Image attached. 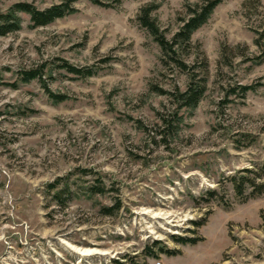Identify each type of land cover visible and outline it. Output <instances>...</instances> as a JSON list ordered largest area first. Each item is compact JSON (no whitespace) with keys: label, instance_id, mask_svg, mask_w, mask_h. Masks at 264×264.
Returning <instances> with one entry per match:
<instances>
[{"label":"rangeland","instance_id":"rangeland-1","mask_svg":"<svg viewBox=\"0 0 264 264\" xmlns=\"http://www.w3.org/2000/svg\"><path fill=\"white\" fill-rule=\"evenodd\" d=\"M64 1L0 0V13ZM200 1L79 0L43 27L18 13L21 29L0 36V264H264V193L238 197L230 180L264 164V0H222L193 33L186 71L162 63L138 20L157 4L151 18L170 38ZM41 65L66 100L19 81ZM189 72L205 78L202 99L160 142L159 113L176 106L159 90H185ZM236 85L254 89L242 97ZM96 185L104 194L89 195Z\"/></svg>","mask_w":264,"mask_h":264},{"label":"trees","instance_id":"trees-1","mask_svg":"<svg viewBox=\"0 0 264 264\" xmlns=\"http://www.w3.org/2000/svg\"><path fill=\"white\" fill-rule=\"evenodd\" d=\"M79 0H65L64 2L53 5L43 11L37 10L31 4L28 3H16L9 10L4 13H0V36H7L8 34L15 33L21 29V19L18 13H26L29 15L33 27H43L51 24L56 19L63 18L66 15L74 13L76 10L72 6L73 3ZM92 4L111 7L112 3L119 4L122 0H111V2H105L103 0H88ZM222 2V0H201L193 5H187V15L180 20L178 29L172 34L170 38H167L165 34L159 29L156 21L151 18V14L157 9V4H151L140 9L138 20L142 27H144L149 34L153 37L154 41L158 44L161 51L160 60L162 63L178 67L181 70H188L189 67L183 59V53L188 51L191 46L192 35L195 31L201 28L207 23L214 9ZM264 57V52L263 56ZM106 61V60H105ZM59 67L66 72L75 76H90L93 75V71L88 69H82L68 64L65 61H61ZM190 68V67H189ZM43 65L29 70H24L20 73L19 81L21 83H28L32 80H37L42 88L46 91L48 97L53 102H62L67 99L65 95L54 94L47 87L46 78L51 77L50 71L45 72ZM189 83L185 90L180 91L175 89L173 92L159 90L160 93L167 94L171 97L175 109L173 112L163 115L159 113L160 124L157 126L156 135L160 136V142L167 143L170 136L175 135L181 122V118L177 116V112L181 109L193 110L197 107L202 99L205 91V78H198L195 72H189ZM44 76L46 78H44ZM15 87L16 83L10 84ZM234 89L240 92L243 97L247 91L254 89L252 85H236ZM231 89V92L236 90ZM252 141V136L247 135ZM244 175H237L231 177V184L238 197L243 195L255 197L264 193V164H258L253 166L252 169L244 170ZM51 189H56L57 185H50ZM246 190H249L247 194ZM89 195H102L105 190L101 185H96L87 189ZM69 199L71 191L67 185L55 192V198L62 202L61 197ZM207 195L211 198L217 197L216 191H209ZM119 200L115 201V204L110 207H102L101 212L104 215H112L116 213L120 208ZM176 241L180 243H195L196 238H176ZM154 244H158L155 242ZM162 249V248H161ZM166 253H173L166 249L163 250ZM114 264H125V262L114 261Z\"/></svg>","mask_w":264,"mask_h":264}]
</instances>
